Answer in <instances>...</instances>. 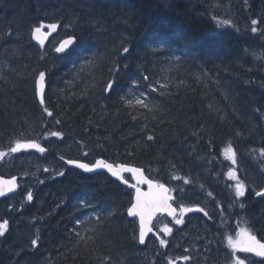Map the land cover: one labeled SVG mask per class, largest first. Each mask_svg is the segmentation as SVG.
Instances as JSON below:
<instances>
[{"label":"trees","instance_id":"trees-1","mask_svg":"<svg viewBox=\"0 0 264 264\" xmlns=\"http://www.w3.org/2000/svg\"><path fill=\"white\" fill-rule=\"evenodd\" d=\"M263 13L264 0H0V175L20 179L0 199V221H8L0 264L264 261L227 240L248 228L264 242V194L256 195L264 189ZM41 23L44 44L32 36ZM68 37L74 45L59 54ZM17 140L45 151L12 153ZM229 144L235 164L224 154ZM98 158L143 168L192 211L181 225L159 217L157 236L141 245L127 214L133 187L63 161ZM230 171L244 196L227 181ZM162 223L172 231H160Z\"/></svg>","mask_w":264,"mask_h":264},{"label":"snow or ice","instance_id":"snow-or-ice-1","mask_svg":"<svg viewBox=\"0 0 264 264\" xmlns=\"http://www.w3.org/2000/svg\"><path fill=\"white\" fill-rule=\"evenodd\" d=\"M213 19H217L216 17H213ZM218 23H220L221 25H228L231 24L230 20H224V21H218ZM258 23L257 20H253L252 24L256 25ZM45 27V25L43 23H41L39 26L34 27V29L32 30V36L35 39L40 40L41 44L43 43V40L41 39V30ZM47 28L50 31H55L57 28V24H49L47 25ZM251 31L253 33L257 32V28L256 27H252ZM75 37H68L67 39L63 40L60 42V45L58 47H56L55 51L58 53H66L67 51H70L71 46L74 45V41H75ZM124 53H127L129 51V49L127 47L123 48ZM146 79V77H145ZM44 81H45V72H40L39 73V78L37 81V91L40 94V103L43 104L44 103ZM115 86V82L114 81H109L106 87V90L110 91L113 89V87ZM121 99H124V97H121ZM128 104H132L133 101L129 100L126 101ZM135 104L140 105L141 107H145L147 108L148 105L144 102V100L137 98L134 101ZM46 112L48 111L47 108L44 109ZM49 115H51V113H48ZM51 135L54 136H60L61 133L59 132H55V133H51ZM149 139H151V137H149ZM21 148H35L40 152H44L45 149L43 147L40 146V144H38L36 141H29V142H21L20 140H17L15 143V147H12L10 149L11 152H17L19 149ZM260 153L261 155H264V149H260ZM225 154L226 156L232 160L233 164L236 163V153L233 150L231 144L228 145V147L225 149ZM6 154L4 152H0V158L4 157ZM61 159H63V157H61ZM68 164H74L76 165L78 168L83 169L85 172H92L96 169H100V168H106L109 172H111V174L113 176L116 177H120L121 172H132V173H140V169H136V168H129L126 167L124 165H118L114 168V166L112 164L107 163L106 161L102 160V159H98L95 161L94 164H87V163H81L78 161H72L69 160L67 162ZM60 175H63V173H59ZM229 175L234 176L235 173L234 171H230ZM122 178V177H121ZM15 178H13V181H7V182H0V183H6L9 185H12L14 183ZM140 182H145L143 179L140 180ZM149 186H152V181H146ZM187 182V181H186ZM124 183H127V181L125 180ZM133 188H136V185H132ZM158 189H160V195L158 196H153L152 193H142L139 188H136V196H135V203L132 204V207L128 209V212L130 215H139L140 216V232H139V241L140 243H144L145 240V233L146 230L147 231H151L150 228H147V223L148 220H150L151 215L154 211H159V210H163V211H167L169 212L170 215H173V217L175 218L176 215V209L171 208L170 205H168L167 200L168 197L163 195L164 192H167L168 189H165L164 186L161 185H157L156 186ZM12 187L10 186L8 188V191H11ZM235 191H236V196L238 197H242L245 195V185L242 181H239V179L237 178V184L235 186ZM262 194H264V189H262L260 192H256L257 196H261ZM0 195H4V188L0 187ZM27 199L31 200L32 199V193L29 192L27 194ZM81 203L83 204L84 207H87L88 205L86 203H84V201H81ZM241 207H243V205H241ZM201 212H203L204 210L201 208L199 209ZM192 211L191 208H185L184 206L180 207V219H176V224H181L183 223V214L184 212H190ZM205 215H207V213H205ZM147 217V218H146ZM77 223H79V221H77ZM245 223H247L245 221ZM8 228V221L7 220H3L0 221V236L4 235V233L6 232ZM164 231L166 233H170L172 230L171 228H168L167 226H165ZM237 235L240 237V239L233 241L231 237H228V243L229 246L233 249H240L243 252H247V253H254L256 256L259 257H264V242H261V240L257 239V237L255 235H252L250 230L248 228H241L239 233H237ZM32 245L35 246L37 244V240L33 239L31 241ZM160 244L164 245L166 244V241L161 239L160 240ZM184 260H188L189 257L185 256L183 257ZM168 264H175V260H173L172 258H169ZM230 264H245V260L240 259L238 256L233 255ZM259 264H264V261H260Z\"/></svg>","mask_w":264,"mask_h":264},{"label":"water","instance_id":"water-1","mask_svg":"<svg viewBox=\"0 0 264 264\" xmlns=\"http://www.w3.org/2000/svg\"><path fill=\"white\" fill-rule=\"evenodd\" d=\"M47 37H48L47 34L43 30H41V39L43 40V43L42 44H44L47 41ZM33 39L36 42L41 43L40 40L35 39L34 37H33ZM59 45H60V43H59ZM59 54H63V53H59ZM38 78H39V75H38L37 80H36V94H37L38 100L40 101V94L37 91V81H38ZM44 91H45V81H44ZM98 159H101V158H98ZM98 159H96V160H98ZM69 160L78 161V162H81V163H87L89 165L94 164L96 160L94 162H92V163H89V162H86V161H83V160L64 159V162H65V164L68 167L75 168V169H77V170H79V171H81L83 173H87V174H94V173L101 172V171L102 172H105L109 177H111L112 179L116 180L117 182H119L122 185H127L128 184V182L127 183H124V181L126 180L125 179V176H130V178L132 179L133 184L136 185V188H139V190L142 193H150L151 192L154 197L161 194L160 193V189H158L156 187L157 185H161V184L158 183L157 181L151 180L149 177H147L146 174H145V172H144V170H143V168H141V167H137V166H133V165H128V164H121V163L114 164V163H111L109 161H106V160L102 159V160L106 161L107 163L112 164L114 166V168L116 166H118V165H124V166L129 167V168L140 169V173L139 174L132 173V172H126L125 171V172H121L120 177H116V176H113L111 174V172H109L106 168L96 169V170H94L92 172H85L83 169L78 168L74 164H68L67 162ZM13 178H15V180H14V183L12 185H9V184H6V183H0V187H3L4 188V195H0V199L1 198H4V197H8V196L14 194L19 189V176H17V175H13V176H2V175H0V182L13 181ZM141 179H143L145 182H140ZM146 181H152V186L150 187L149 184ZM162 185L164 186L165 189H168V191L167 192H164L163 195H165V196L168 197L167 203H168V205L171 206V208L176 209V215H177V208L173 204L174 196H173V194H171L169 186H167L166 184H162ZM10 186L12 187V190L11 191H8V188ZM136 188H135L134 193H133L132 203L128 207V209L132 207V204L133 203H135ZM128 209H127L128 216L130 218H136L137 219L138 228H139L138 233H139L140 232V227H141V224H140V216L139 215H130L129 212H128ZM176 215H175V217H176ZM159 216H165L169 220H173L174 219L173 215H170L169 212H167V211H163V210L154 211L152 213V215H151L150 220H148V223H147V228H150L151 231H147L146 230L144 242L146 241V239L148 238L149 235H156V231L153 228V224H154V221ZM140 244H144V243H140Z\"/></svg>","mask_w":264,"mask_h":264},{"label":"rangeland","instance_id":"rangeland-1","mask_svg":"<svg viewBox=\"0 0 264 264\" xmlns=\"http://www.w3.org/2000/svg\"><path fill=\"white\" fill-rule=\"evenodd\" d=\"M262 24L263 25H260V27L261 28H259V31L260 32H262V33H264V22H262ZM12 147H15V143L13 144V146ZM30 149H35V148H30ZM23 150H25V148H21V149H19L17 152H21V151H23ZM12 153H16V152H12ZM224 154H225V150H224ZM225 156H226V154H225ZM7 157H9V155L7 156ZM227 157V156H226ZM228 158V157H227ZM229 159V158H228ZM231 162H232V160L231 159H229ZM233 163V162H232ZM227 181H231L232 182V184H233V188L235 189V186H236V184H237V178L235 177V175L234 176H232V175H229V172L227 173ZM185 208H188V207H185ZM186 212H184V214H185ZM179 214H180V212H179ZM184 214H183V217H184ZM183 217H182V219H183ZM180 218H181V216H180ZM179 218V219H180ZM182 224V223H181ZM181 224H177V225H181ZM165 226H167L165 223H162L160 226H158V229L160 230V231H162V232H164V228H165ZM168 227V226H167ZM240 231V230H239ZM239 231H238V233H239ZM238 239H240V237L238 236V235H236V236H234L233 238H232V240L233 241H236V240H238ZM227 240H228V238H227ZM235 252H238V253H240V254H245V253H247V252H243L242 250H240V249H236L235 250ZM236 254V253H235ZM238 256V255H237ZM239 257V256H238ZM240 258V257H239ZM241 259V258H240Z\"/></svg>","mask_w":264,"mask_h":264},{"label":"bare ground","instance_id":"bare-ground-1","mask_svg":"<svg viewBox=\"0 0 264 264\" xmlns=\"http://www.w3.org/2000/svg\"><path fill=\"white\" fill-rule=\"evenodd\" d=\"M263 15H264V13H263ZM258 18V17H257ZM263 18V17H262ZM260 20H262V19H260ZM263 22V21H262ZM259 25V24H258ZM262 25V24H261ZM43 30V29H42ZM261 37V36H260ZM263 42V41H262ZM40 102V101H39ZM67 179V178H66ZM19 182H20V180H19ZM220 229V228H219ZM138 230V229H137ZM137 235H138V233H137Z\"/></svg>","mask_w":264,"mask_h":264}]
</instances>
